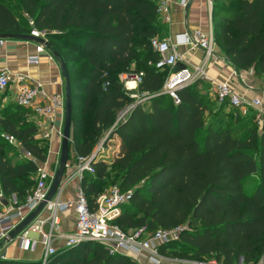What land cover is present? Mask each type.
<instances>
[{
    "label": "trees",
    "instance_id": "1",
    "mask_svg": "<svg viewBox=\"0 0 264 264\" xmlns=\"http://www.w3.org/2000/svg\"><path fill=\"white\" fill-rule=\"evenodd\" d=\"M9 1L0 0V34L44 31L47 48L65 62L74 157L90 155L111 131L103 142L107 157L93 160L92 171L80 179L89 206L103 192L100 184L110 180L131 191L113 218L123 231L144 227L152 235L185 226L178 240L159 247L161 254L219 264L242 257L243 264H257L264 255V116L259 122L255 115L253 126L234 123L225 103L201 92L199 79L177 91V104L160 92L168 70L155 68L158 55L150 40L167 36L158 14L161 0H16L30 27L22 25ZM219 1L212 0L213 39L237 69L263 77L264 0H223L229 6ZM140 72L133 92L150 97L121 115L134 99L120 76ZM208 100L218 108L205 122ZM11 102L0 109V133L12 135L20 147L0 136V194L22 203L34 187L36 162L47 159L48 142L37 137L31 112ZM13 148L16 157H8ZM52 262L139 264L90 242L58 250ZM0 264L40 262L0 259Z\"/></svg>",
    "mask_w": 264,
    "mask_h": 264
},
{
    "label": "built area",
    "instance_id": "2",
    "mask_svg": "<svg viewBox=\"0 0 264 264\" xmlns=\"http://www.w3.org/2000/svg\"><path fill=\"white\" fill-rule=\"evenodd\" d=\"M188 1L181 0V6L185 8ZM207 1V15L209 23H211L212 0ZM168 11L167 0H161L158 6V14L161 19L167 16ZM29 23L32 26L31 20H29ZM30 33L46 39L44 31L32 27ZM180 38V40L172 41L168 38L159 39L154 37L150 40V46L158 55L155 68L161 71L168 70L160 92L168 94L175 104L179 102L177 96L179 88L197 79H210L204 72L202 64L189 65L183 53L178 50V46L185 45L190 51L201 49L204 52L203 60H206L212 54V26L211 24L209 25V30L206 33H202L199 30L183 32L180 34ZM4 41L5 39H0V45ZM44 49L45 46L43 44H35L34 50L26 56L27 63L37 64ZM177 62L183 63L186 66V70L175 74L171 69ZM249 72L252 73L251 70ZM141 76V72L133 75L122 74L120 76L124 81L125 89L129 91V95L134 99L131 104L125 107L121 115L136 103H142L150 97L147 93L133 92L136 90ZM130 81L135 84L136 87L134 89L128 87ZM11 83L14 84L12 101L25 108H31L36 116L41 117L47 124H50L49 127L44 129L43 138L49 139L53 131L62 137V130L54 129L53 121L55 120L56 113L60 112L62 115L64 114V96L59 94L48 95L41 83L33 80L31 76L24 72H11L6 68L1 69L0 93L7 91ZM212 95L218 104L227 103L229 106H243V100L233 91L226 81L216 83L215 91ZM262 98H264V91H262L260 97L253 98L248 102V105L260 111ZM257 118L260 122L259 115H257ZM0 136L10 144L20 147L19 142L12 135L0 133ZM105 136L101 138L90 155L75 156L73 158V171L75 175L81 178L84 172L92 171L93 160L107 157L103 149V142L106 139ZM21 152L23 156L34 160L30 153L23 150ZM36 164L35 184L25 200L22 203H17L14 197L8 198L7 206H3L0 202V243H4L8 232L22 221L27 214L32 212L46 196L53 174L48 167L47 160L36 162ZM130 198V190H122L118 186L113 185L96 197L95 206L91 208L79 186L73 199L62 201L56 196L53 197L43 208L48 210V216L46 218L36 216L33 221L18 233L16 238L22 247L31 248L33 241L29 235L30 233L38 234L39 241L43 247L40 264H58V262H52V257L58 252L54 244L57 239L63 240V245L66 249L73 248L85 242L98 243L104 246L108 253L126 255L139 264H165L159 247L163 244L178 240L185 226H177L171 229H158L152 235H148L144 227L128 232L123 231L120 227L113 224V218L120 213L122 206L127 204ZM59 213H68L72 217L73 229L70 232H63L61 230ZM45 225H48V227L45 228ZM140 255L144 256V260L139 258ZM181 264L218 263L212 259L210 261L187 260Z\"/></svg>",
    "mask_w": 264,
    "mask_h": 264
},
{
    "label": "crops",
    "instance_id": "3",
    "mask_svg": "<svg viewBox=\"0 0 264 264\" xmlns=\"http://www.w3.org/2000/svg\"><path fill=\"white\" fill-rule=\"evenodd\" d=\"M167 2L169 11L167 16L162 18L168 30L166 38L172 41L180 40V34L183 32L199 30L202 33H206L209 30V25L211 24L212 26V19L211 23H209L207 15V0H189L185 8L181 6V0H167ZM35 44L36 43L33 42L20 40H5L4 43L0 45V70L6 68L11 72H24L31 76L33 80L41 83L48 95L59 94L64 96V79L61 76L59 64L52 57V53L47 47H45L44 52L41 53L40 60L37 64L27 63L26 56L34 50ZM178 50L183 53L189 65H203V70L210 79H199L203 82L201 92L207 94L210 98H213L212 94L215 91L216 83L226 81L233 91L243 100V106L238 107V109L243 112L248 107H251L248 105V102L253 98L260 97L262 91H264V76L256 77L249 71L237 69L233 63L223 55L219 45L214 39L212 54L207 57L206 60H203L204 52L201 49L190 51L185 45H179ZM128 87L134 89L136 86L130 81ZM7 91L10 93V100H12L14 91L13 83H11ZM25 109L31 112L28 114V119L33 121L37 126V137L44 139V129L49 127L50 124H47L41 117L36 116L31 108ZM260 112L261 115L264 116V98H262ZM119 114H121V111H119ZM63 119L64 114L62 115L60 112L56 113L55 120L53 121L54 129L62 130ZM44 140L48 142L46 160L50 171L54 175L57 167L55 160L59 158L58 155L60 154L61 137L53 131L50 138ZM69 155L70 159L68 156L59 190L55 195L62 201L73 199L77 188L80 186L81 178L75 175L73 171L74 151L72 147L69 148ZM48 214L49 212L47 209H42L37 216L39 218H46ZM58 216L61 230L63 232H70L73 229L72 217L68 213H59ZM48 225H45V228H47ZM29 237L33 241V246L31 248L22 247L16 237L9 242L0 243V259L41 263L43 247L39 241V236L37 233H30ZM54 244L58 250L64 248L62 239H57ZM3 253L4 256H1ZM139 258L144 260L143 255H140ZM163 259L165 264H181L184 261L191 260L181 257H168L165 255H163ZM236 264L243 263L242 261L239 263L237 261ZM257 264H264V255L259 259Z\"/></svg>",
    "mask_w": 264,
    "mask_h": 264
},
{
    "label": "water",
    "instance_id": "4",
    "mask_svg": "<svg viewBox=\"0 0 264 264\" xmlns=\"http://www.w3.org/2000/svg\"><path fill=\"white\" fill-rule=\"evenodd\" d=\"M0 39L5 40H20L25 42H33L36 44H43L47 47V40L38 36H35L31 33L24 34V33H1ZM52 57L57 61L59 64V68L61 71V76L64 79V119H63V128H62V137L60 143V154L58 158V164L55 169V173L53 178L50 182L48 187L46 196L43 201H41L38 206L26 217L20 221L11 231L8 232L4 242H9L13 240L18 233L25 228L34 218L41 212V210L45 207L46 203L49 202L58 192L59 186L66 168L68 156H69V143H70V133H71V116H72V102H71V87H70V80L69 75L67 73L66 65L61 56L55 52L51 51ZM173 73H178L186 70V66L181 63L177 62L172 67ZM180 89V88H179ZM147 101V100H146ZM140 102L136 103L139 104ZM135 104V105H136ZM134 105V106H135ZM111 131L107 133L105 138L109 135ZM0 202L3 206H7L8 200L7 198L1 195ZM3 243V242H2ZM4 256V253L1 255ZM242 261V257H239L238 263Z\"/></svg>",
    "mask_w": 264,
    "mask_h": 264
},
{
    "label": "rangeland",
    "instance_id": "5",
    "mask_svg": "<svg viewBox=\"0 0 264 264\" xmlns=\"http://www.w3.org/2000/svg\"><path fill=\"white\" fill-rule=\"evenodd\" d=\"M219 3L220 4H223L224 6H229L230 5V3L228 1H223V0H220ZM8 4L13 9V11L16 13L17 17L20 19L22 25L25 26V27H30L29 20H26V16L24 14L22 15L20 13V10L18 8V5H17L16 0H10ZM162 22H163V20H162ZM157 38H159V39H165L166 37L157 36ZM49 50L51 51V49H49ZM81 67L82 66L79 65V66H77V69L80 70ZM0 99H1L0 109H2V107H8L10 105V103H12L11 100H10V93L8 91H5L2 94V96H1ZM206 100H207V97H206ZM208 101H209L208 110L206 111V113L204 115L205 122H207L215 114V111L218 108V105L215 103V101H210V100H208ZM224 111H226L228 113H232V116L234 118L233 119V122L234 123H236V120L239 119L241 121L242 120L243 121H246V122L250 123L251 126H253L252 121H253V119H255L254 118L255 115H256V117H257V115H259V119L260 120H262V118H263V116L261 115V112L259 110H255L252 107H248L246 110H244L242 112L239 109L238 110H233L231 106H229L228 104H226L224 106ZM242 133L243 132H241L239 135H241ZM203 134H204V130L201 131L198 134V137L200 139H202ZM4 145H6V144H4ZM8 157H16V150L14 148L11 149V152L10 153H8ZM69 159H70V155H69ZM55 164L57 166L58 159L55 160ZM109 186H111V181L110 180H105V181H103V183L100 184V190L104 192L105 189L108 188ZM169 247H171V248H177V245H175V243H172ZM210 260H212V259L211 258H204V257H202L200 259V261H210Z\"/></svg>",
    "mask_w": 264,
    "mask_h": 264
},
{
    "label": "bare ground",
    "instance_id": "6",
    "mask_svg": "<svg viewBox=\"0 0 264 264\" xmlns=\"http://www.w3.org/2000/svg\"><path fill=\"white\" fill-rule=\"evenodd\" d=\"M130 85H132V84H130Z\"/></svg>",
    "mask_w": 264,
    "mask_h": 264
}]
</instances>
